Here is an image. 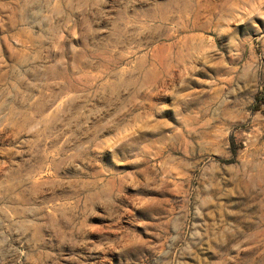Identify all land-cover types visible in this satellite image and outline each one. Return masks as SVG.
Instances as JSON below:
<instances>
[{
    "label": "rangeland",
    "instance_id": "374dc122",
    "mask_svg": "<svg viewBox=\"0 0 264 264\" xmlns=\"http://www.w3.org/2000/svg\"><path fill=\"white\" fill-rule=\"evenodd\" d=\"M262 98L264 0H0V264H264Z\"/></svg>",
    "mask_w": 264,
    "mask_h": 264
},
{
    "label": "trees",
    "instance_id": "16d2710c",
    "mask_svg": "<svg viewBox=\"0 0 264 264\" xmlns=\"http://www.w3.org/2000/svg\"><path fill=\"white\" fill-rule=\"evenodd\" d=\"M257 99L259 100V97ZM262 100L264 101V98H262Z\"/></svg>",
    "mask_w": 264,
    "mask_h": 264
}]
</instances>
